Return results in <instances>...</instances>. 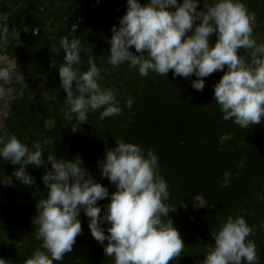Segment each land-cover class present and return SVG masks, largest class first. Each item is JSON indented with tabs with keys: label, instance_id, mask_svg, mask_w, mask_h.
I'll return each mask as SVG.
<instances>
[{
	"label": "clouds",
	"instance_id": "obj_1",
	"mask_svg": "<svg viewBox=\"0 0 264 264\" xmlns=\"http://www.w3.org/2000/svg\"><path fill=\"white\" fill-rule=\"evenodd\" d=\"M199 3L200 0H148L142 6L139 0H127V11L119 19V27L112 26L108 62L112 66L127 63L141 76L155 73L167 77L170 70L174 78L195 76L191 87L196 91L204 90V78L227 66L214 85V99L223 113L222 119L241 128L261 124L264 44H257L253 38L255 13H250L241 0H214L211 6L204 4L202 11H198ZM197 21L199 24L194 27ZM76 28L72 26L71 40L66 35L60 41L65 55L58 71L68 106L64 115L71 122L73 133L85 123L90 111L103 109L101 120L122 112L114 89L101 87L99 81L103 78L91 57L87 71L74 67L82 63ZM213 36L214 46L210 44ZM132 48L140 55L130 51ZM241 48L250 50V62L238 55ZM52 50L59 55L58 48L52 46ZM8 78V71L0 70V81ZM132 104L129 98L125 106L131 108ZM50 142L29 144L14 134L0 135V158L19 166L0 183L11 186L14 177L26 186L34 185L35 179L26 169L51 164V170L42 177L47 198L39 201L35 220L36 239L42 244L25 264L63 261L82 234L78 219L82 211L89 218L92 237L105 255L114 259V264H169L180 256L185 245L164 203L170 193L154 149L145 153L141 146L121 139L106 151L98 168L102 178L116 187L110 195L109 189L82 167L84 162L79 155L72 160L52 155L45 159L44 147ZM106 198H110V203L101 215L102 208L97 203ZM194 200L202 206L199 199ZM105 224L110 227L105 229ZM255 230L256 226H249L242 216L228 217L215 234V244L204 256L203 264H257V246L248 239ZM0 264L8 261L0 258Z\"/></svg>",
	"mask_w": 264,
	"mask_h": 264
},
{
	"label": "rangeland",
	"instance_id": "obj_2",
	"mask_svg": "<svg viewBox=\"0 0 264 264\" xmlns=\"http://www.w3.org/2000/svg\"><path fill=\"white\" fill-rule=\"evenodd\" d=\"M264 0H241L250 13L253 12L255 3H262ZM143 6L148 0H139ZM183 0H178L182 3ZM214 0H200L198 11L204 10V4L211 6ZM6 7L9 12H3L1 9ZM20 7H30L31 13L36 17L39 23L45 26L46 40L37 46L29 45L24 39L31 34L30 24L24 23L22 28H15L13 31L6 30L5 25L10 18L13 11ZM127 11V0H0V70H6L9 73L7 81H0V89L3 94L0 95V130L2 135L14 134L16 137L25 143L31 144L34 141H39L42 144L45 141H51L44 147L45 159L56 150L65 149L63 152L58 151L56 156L58 159L72 160L77 155L83 158L82 167L90 171L97 183L109 189L111 195L113 184L106 178H102L101 172L95 166V158L97 154L102 155V151H97L98 143H102V125L107 127L106 136L109 137L110 143L107 147L114 148L115 142L118 140H126L128 136L137 129L140 121L135 109L143 107V101L149 97L150 94L158 87V85L168 79L174 78L172 71L165 76H159L155 73H149L147 76H141L138 70L132 69L127 63L119 66H112L108 61H104V66L99 70L102 80L99 81L102 88H112L116 93L117 99L120 101L122 112L104 120L100 119V113L103 109L96 112H89L84 124L80 125L78 130L73 133L72 125L66 119L64 111L68 107L65 103L66 92L61 88V80L59 78V68L61 65L57 61V54L53 52L52 46L59 49L60 41L65 35H69L72 39V26L76 25L75 37L81 40V61L80 65L74 67L79 71L88 65L89 57L94 58L96 51V44L94 42L95 34L106 33L105 38L110 42L113 32L110 27V19L114 15H125ZM256 22L253 25V38L257 44H264V25L261 21L260 15H256ZM199 24V21L194 24V27ZM187 35H191L188 33ZM216 37L213 36L210 44L214 46ZM134 54L135 49H130ZM147 55V53H143ZM246 62H249L250 50L241 48L238 52ZM224 75L223 71H217L204 78L206 86L203 91H208L212 94L214 92V85ZM183 77H175L179 79ZM190 78H183L191 80ZM209 94V97L211 96ZM131 98L133 104L131 108L125 106L126 101ZM40 107H47L52 113L58 114L60 124L56 132L46 133L40 123L38 122L37 111ZM137 117V118H136ZM264 122V118H262ZM75 123V122H73ZM83 133L82 141L76 147H68L72 143L73 134ZM87 136V139H85ZM81 139V138H80ZM85 139V143L83 142ZM95 139L93 145H89L91 140ZM222 141L227 145L232 143L231 137L225 136ZM98 142V143H97ZM88 147L93 150L88 151ZM101 158L99 161H101ZM44 168H36L29 166L26 171L34 179L36 185L27 186L29 190L35 191L37 196L42 199L47 198L48 189L44 185L42 177L47 171L51 170V164L47 163ZM19 166H13L9 162L0 158V176H12V173L18 170ZM230 176L226 175L225 184H229ZM40 183V184H39ZM23 185L13 177L12 185ZM42 184V185H41ZM182 180L176 182L175 188L169 196V199L164 203L169 207V217L173 222V226L179 231L182 240L187 237L180 224H185L193 219V209H200L203 203L196 202L194 207L190 209L185 206V202L180 198V189ZM4 189L11 186L3 184ZM113 188V189H112ZM10 197H4L0 191V202L4 201L5 205L13 206L16 204L22 212V217H30L32 213L29 212V207L32 201L24 196L15 198L14 202H10ZM106 204L110 198L103 200ZM253 197L247 198L243 206L232 208L235 213L232 217L242 216L248 218L254 204ZM0 205V253L4 251L14 252L19 255L29 251L26 245L25 235H30L31 238L36 239L38 225L35 223V218L29 219V226L24 229L14 228L10 231L5 229V224L2 222L3 206ZM97 206L102 208L101 215L104 214L106 207H102V201H98ZM190 216V218H189ZM189 218V221L187 220ZM78 219L81 221L83 234L88 231L90 235H84V238L89 240V245L81 255L77 258L76 264H114V259L107 257L104 253L103 247L91 235L89 229V218L81 212ZM166 219V218H165ZM176 220V221H175ZM187 220V221H186ZM185 221V222H184ZM105 229L110 225L105 224ZM107 235V231H105ZM38 244V242H37ZM107 241H105V245ZM27 248V249H26ZM26 251V252H27ZM35 252V251H34ZM32 252V255L33 253ZM184 252V250H183ZM181 253L178 258L170 261L169 264H176V262L183 256ZM27 256L29 253L26 254ZM2 258V257H1ZM5 259V258H4ZM6 260V259H5Z\"/></svg>",
	"mask_w": 264,
	"mask_h": 264
},
{
	"label": "trees",
	"instance_id": "obj_3",
	"mask_svg": "<svg viewBox=\"0 0 264 264\" xmlns=\"http://www.w3.org/2000/svg\"><path fill=\"white\" fill-rule=\"evenodd\" d=\"M1 10L9 12L6 7ZM253 12L260 15L264 25V1L255 3ZM122 16L114 15L110 19L111 29L113 25L119 27V19ZM24 23L31 26V34L24 39L29 45L37 46L46 40V38L35 37V31L38 29L44 31L45 26L38 22L31 13L30 7H20L13 11L5 28L11 32L15 28H22ZM105 34L97 33L94 39L96 51L93 61L99 69L104 66V61L110 58L111 44L105 38ZM64 55L61 47L60 54L57 56L60 65L64 63ZM88 68L89 65L80 71L85 72ZM225 71L227 66L223 73ZM194 79L196 77L192 76L189 81L183 78H171L161 82L150 96L145 98L143 107L135 109L140 121L137 129L133 130L125 142L141 146L145 153L148 149L155 150L160 174L166 180L170 194L176 182L182 180L180 198L185 202L186 207L189 206L192 209L198 202L194 199H199L203 203L202 208L193 209V219L191 218L190 222L180 224L184 225L182 229L187 237L183 239L184 254L176 264H203L204 256L215 244V234L227 218L235 214L232 208L243 206V203L251 196L255 202L246 222L249 226L255 225L256 230L248 239L253 240L257 246V264H264V227H261L264 224V122L261 120L259 125L241 128L232 121H224L220 106L215 103L214 92L210 94L208 91L204 93L196 91L191 87ZM36 113L38 122L46 133L57 131L60 124L58 114L52 113L47 107H40ZM106 130L107 127L102 125V143L97 142L99 148L96 150L102 151V155L97 154L95 158L98 171H100L98 162L104 160L105 153L109 149L107 146L113 142L106 136ZM2 134L3 131L0 130V135ZM82 135L84 134H73V141L68 147L78 146L82 141V137L78 136ZM225 136L231 137L232 143L223 144ZM93 141L96 142L93 139L89 145L92 146ZM65 149L56 150L52 154L57 156L58 151L63 152ZM90 150L93 148L88 147V151ZM101 156L102 159L99 161ZM227 174L230 176L229 184L224 183ZM3 178L4 176L1 175L0 180ZM36 184L38 183L34 185ZM28 187L17 184L4 189L3 183H0L2 196L10 197V202H14L19 196L32 201L29 207L32 215L28 218L22 217L17 203L10 206L5 205L4 201L0 202V205H5L2 222L7 231L14 228L21 230L27 228L31 217L36 220L37 205L42 198ZM115 191L116 187L112 193ZM109 203L110 201L107 204ZM107 204L102 200V207H106ZM171 220L174 219L171 218ZM83 233L77 236L72 252L66 253L63 261L54 262V264H76L77 258L81 257L89 245V240L84 238V235L90 234L88 231L86 234ZM25 237L29 251L26 250L27 252L21 255L4 251L0 253V258H5L8 264H25L26 260L32 256V252L40 248L42 244L41 240L35 241L30 235L26 234ZM27 253H29L28 256Z\"/></svg>",
	"mask_w": 264,
	"mask_h": 264
},
{
	"label": "water",
	"instance_id": "obj_4",
	"mask_svg": "<svg viewBox=\"0 0 264 264\" xmlns=\"http://www.w3.org/2000/svg\"><path fill=\"white\" fill-rule=\"evenodd\" d=\"M45 35V32L42 29H38L35 31V37L38 39H42Z\"/></svg>",
	"mask_w": 264,
	"mask_h": 264
}]
</instances>
